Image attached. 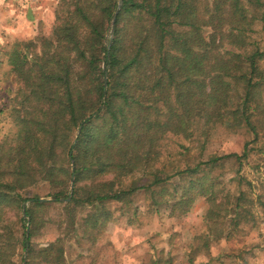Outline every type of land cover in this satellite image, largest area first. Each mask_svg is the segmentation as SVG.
I'll return each mask as SVG.
<instances>
[{"label":"trees","instance_id":"16d2710c","mask_svg":"<svg viewBox=\"0 0 264 264\" xmlns=\"http://www.w3.org/2000/svg\"><path fill=\"white\" fill-rule=\"evenodd\" d=\"M258 20L264 0H60L52 36L7 53L22 86L12 98L18 132L0 142V264H17L21 244L44 264H65L60 240L30 245L52 203L70 198L65 208L92 209L86 225L95 230L113 219L107 205H127L139 190L172 217L188 214L193 196H213L203 168L241 157L182 168L163 157V140L181 136L204 149L218 126L255 131L250 112L264 79ZM139 175L149 182L138 186ZM177 177L192 179L166 195ZM37 188L51 201L24 197ZM16 210L31 219L23 242L7 219Z\"/></svg>","mask_w":264,"mask_h":264},{"label":"rangeland","instance_id":"374dc122","mask_svg":"<svg viewBox=\"0 0 264 264\" xmlns=\"http://www.w3.org/2000/svg\"><path fill=\"white\" fill-rule=\"evenodd\" d=\"M59 2L0 0V142L18 132L12 98L22 86L11 72L7 53L17 42L50 38L57 25ZM263 26L264 22L258 20L253 34V42L262 49ZM112 34L110 28L111 38ZM260 68L264 75V61ZM259 94L260 101L253 104L250 112L255 131L248 128L228 131L218 126L204 149L198 141H186L181 136L168 135L163 140V157L182 168H194L213 157L230 154L241 157L221 161L213 169L203 168L209 177L206 185L214 184L216 193L193 196L188 214L172 217L166 206L158 210L143 189L127 205H107L113 219L105 227L93 230L91 225H86L92 209H67L65 203L71 201L69 198L42 211L45 221L30 245L39 250L60 240L65 264H264V79ZM259 102L261 107L255 109ZM245 151L247 157L243 155ZM183 179L177 177L167 185L166 195L178 187H188L192 178ZM134 180L138 186L149 182L142 175ZM48 192L37 188L23 195L32 198L38 193L43 197ZM44 198L41 200L51 201ZM31 204L23 205L31 208ZM8 218L16 222V236L23 242L24 234L29 235L32 230L30 217L24 210L21 213L16 210L9 211ZM16 263L44 264L35 255L31 257L22 244L17 250Z\"/></svg>","mask_w":264,"mask_h":264},{"label":"water","instance_id":"95a60500","mask_svg":"<svg viewBox=\"0 0 264 264\" xmlns=\"http://www.w3.org/2000/svg\"><path fill=\"white\" fill-rule=\"evenodd\" d=\"M120 2H122V0H120ZM116 18H117V16L115 15V17L113 18V21L111 23V33H113V28H114V25H115V22H116ZM73 189H74V184L71 187V191L72 192H73ZM40 201H44V200H40Z\"/></svg>","mask_w":264,"mask_h":264}]
</instances>
